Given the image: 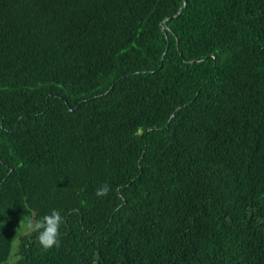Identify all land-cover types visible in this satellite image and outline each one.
<instances>
[{"label": "trees", "instance_id": "16d2710c", "mask_svg": "<svg viewBox=\"0 0 264 264\" xmlns=\"http://www.w3.org/2000/svg\"><path fill=\"white\" fill-rule=\"evenodd\" d=\"M54 209L13 264H264V0H0V264Z\"/></svg>", "mask_w": 264, "mask_h": 264}, {"label": "clouds", "instance_id": "9594fccd", "mask_svg": "<svg viewBox=\"0 0 264 264\" xmlns=\"http://www.w3.org/2000/svg\"><path fill=\"white\" fill-rule=\"evenodd\" d=\"M109 191V186L103 184L96 190L95 194L97 197H104ZM63 223L64 218L61 216L59 210L54 209L50 214L38 220L25 218L21 222L19 229H27L29 232L36 233L37 242L45 251H48L54 247H60V228Z\"/></svg>", "mask_w": 264, "mask_h": 264}, {"label": "rangeland", "instance_id": "374dc122", "mask_svg": "<svg viewBox=\"0 0 264 264\" xmlns=\"http://www.w3.org/2000/svg\"><path fill=\"white\" fill-rule=\"evenodd\" d=\"M28 233H29V231H27V229H22L21 233L19 234V236L15 240L14 253L12 254V257H11L10 261L8 263H6V264H13L14 260L16 259L15 253L17 251V245H18L19 239H20V237H22L23 235H26Z\"/></svg>", "mask_w": 264, "mask_h": 264}, {"label": "water", "instance_id": "95a60500", "mask_svg": "<svg viewBox=\"0 0 264 264\" xmlns=\"http://www.w3.org/2000/svg\"><path fill=\"white\" fill-rule=\"evenodd\" d=\"M179 13H180V11H179ZM179 13H178V14H179Z\"/></svg>", "mask_w": 264, "mask_h": 264}]
</instances>
